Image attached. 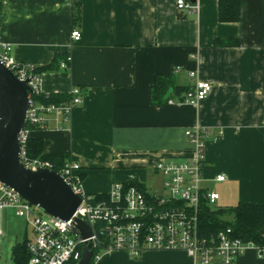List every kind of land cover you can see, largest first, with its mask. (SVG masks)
Wrapping results in <instances>:
<instances>
[{"label": "crops", "instance_id": "1", "mask_svg": "<svg viewBox=\"0 0 264 264\" xmlns=\"http://www.w3.org/2000/svg\"><path fill=\"white\" fill-rule=\"evenodd\" d=\"M190 1L199 3L198 13L178 10L176 0H0V33L15 59L35 67L55 63L41 73L42 94L60 95L62 103L73 86L81 89L82 101L62 129L52 120L31 138L42 139L45 153L79 164L86 193L107 194L129 174L152 192L146 178L159 174L154 164L189 160L185 131L200 126L206 131L203 190L218 192L221 207L264 204V0H240L235 22L219 20L218 0ZM73 29L81 33L77 41ZM190 70L212 84L204 100L153 102L156 75L174 73L177 85L190 86ZM182 94L171 90L169 98ZM220 174L223 181L216 180ZM5 216L18 215L4 208L0 220ZM0 228L16 233L4 241L5 264H15L14 247L28 246L33 232L10 222ZM96 264L194 260L184 250L146 249L136 258L115 250ZM238 264H264V252L250 247Z\"/></svg>", "mask_w": 264, "mask_h": 264}, {"label": "built area", "instance_id": "2", "mask_svg": "<svg viewBox=\"0 0 264 264\" xmlns=\"http://www.w3.org/2000/svg\"><path fill=\"white\" fill-rule=\"evenodd\" d=\"M176 7L188 13H198L200 9L197 1L190 0H176ZM71 36L77 41L81 33L73 29ZM0 62L20 80L27 81L30 87L25 124L18 134L20 160L33 170L38 167L52 169L47 160L28 157L27 143L34 130L46 129L52 120L56 121V129H62V121L68 120L73 108L82 101L81 89L73 86L70 98L62 103H45L36 99L42 94L41 73L34 65L18 62L12 54V45L3 39L1 33ZM69 62L70 57H67L61 62V68H67ZM188 77L192 81L188 90L179 98H169L168 103L195 105L208 96L212 90L209 81L202 80L196 70L188 71ZM185 134L192 150L191 158L186 161L159 160L153 167L163 177L166 194L145 192L136 185H127L128 180L135 179L129 174L125 182L112 185L107 197L97 198L96 194L83 190L80 165L67 162L60 173L81 197L80 205L68 220L44 212L0 181V210L13 209L33 232L28 244L30 256L27 264H67L70 261L77 264L86 243L92 245V264H96L103 254L115 250H124L134 258L146 249L184 250L193 258L194 264H238L239 257L250 247L259 253L264 252V245L234 236L230 227L215 235L201 233V203L206 201L214 205L220 195L202 188L206 131L196 126L186 130ZM224 179L223 174L216 177L218 181ZM77 220L89 225V237H83ZM3 236L0 228V238Z\"/></svg>", "mask_w": 264, "mask_h": 264}, {"label": "water", "instance_id": "3", "mask_svg": "<svg viewBox=\"0 0 264 264\" xmlns=\"http://www.w3.org/2000/svg\"><path fill=\"white\" fill-rule=\"evenodd\" d=\"M29 91L27 81L0 62V181L44 212L68 220L81 197L60 172L47 167L33 170L20 160L18 134L25 124ZM77 227L84 238L91 235L86 222L77 220ZM92 256V245L86 243L77 264H89Z\"/></svg>", "mask_w": 264, "mask_h": 264}, {"label": "trees", "instance_id": "4", "mask_svg": "<svg viewBox=\"0 0 264 264\" xmlns=\"http://www.w3.org/2000/svg\"><path fill=\"white\" fill-rule=\"evenodd\" d=\"M240 0H218V16L222 22H235L240 20ZM80 19V14L76 13L74 20ZM222 45H229L230 40L222 41ZM55 63H50L42 67H36V71H43L53 68ZM189 86L177 85L174 73L158 74L152 89V98L155 104L166 103L171 90L176 94L187 91ZM45 103H59L64 98L58 95L40 94L35 97ZM27 155L30 159L40 158L47 160L52 169L61 172L66 164L65 154H47L44 152V144L40 138H31L27 143ZM127 185H136L142 191L147 192V187L138 179H131ZM97 198L107 197V194H96ZM199 227L204 235L217 234L220 230L230 227L234 236L240 237L244 241H252L259 246L264 245V204H253L239 202L230 207H214V205L203 201L199 212ZM15 264H27L29 250L26 244L16 245L13 249ZM93 260L89 264H92ZM67 264H75L70 261Z\"/></svg>", "mask_w": 264, "mask_h": 264}, {"label": "rangeland", "instance_id": "5", "mask_svg": "<svg viewBox=\"0 0 264 264\" xmlns=\"http://www.w3.org/2000/svg\"><path fill=\"white\" fill-rule=\"evenodd\" d=\"M147 184L150 185V188L152 189V192L154 193H163L166 194L167 192L164 191L163 189V177L162 175L159 174H155L153 175V177L151 176V174L147 175ZM214 207H221L220 205H217L216 203L214 204ZM9 222L13 225V227L17 226V228H15V230H22L24 227L27 228V233L28 235L32 234L31 231V227L26 225V222L23 218H21L20 216H9V218H7L6 216L3 217L2 220H0V225L5 229L6 225L9 224ZM15 231L12 230H8V228H6V234L0 238V264H5V255H6V249H5V244L8 243L6 242L4 244V241H11V240H15Z\"/></svg>", "mask_w": 264, "mask_h": 264}]
</instances>
